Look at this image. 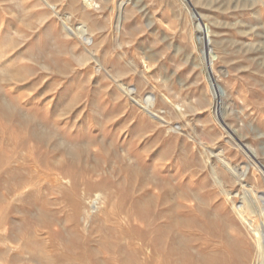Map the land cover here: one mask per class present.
Segmentation results:
<instances>
[{
    "label": "rangeland",
    "instance_id": "374dc122",
    "mask_svg": "<svg viewBox=\"0 0 264 264\" xmlns=\"http://www.w3.org/2000/svg\"><path fill=\"white\" fill-rule=\"evenodd\" d=\"M263 209L264 0H0V264H255Z\"/></svg>",
    "mask_w": 264,
    "mask_h": 264
},
{
    "label": "bare ground",
    "instance_id": "6f19581e",
    "mask_svg": "<svg viewBox=\"0 0 264 264\" xmlns=\"http://www.w3.org/2000/svg\"><path fill=\"white\" fill-rule=\"evenodd\" d=\"M87 42H90V39L87 40ZM132 91V90H131ZM130 93V91H129ZM134 93V90L132 91V94ZM150 102L151 106H152V96H150L148 98V103ZM138 103V102H137ZM147 103V104H148ZM145 111H149L147 108L142 107ZM155 115V114H154ZM223 160H221L222 162ZM225 162V161H223ZM225 164V163H224ZM238 171V170H237ZM237 173V172H235ZM237 175V174H236ZM245 177V176H244ZM243 179V178H242ZM244 185V184H243ZM247 187V186H246ZM245 188V187H244ZM250 193V191H248ZM244 197V196H243ZM250 197V196H249ZM249 206V205H248ZM241 210V209H239ZM246 210V209H244ZM240 217L244 220V222H246V224L249 226L248 228H250L251 232L254 234L255 238L257 239L256 242H258V253H257V259L255 264H264V228L260 227V225H254L252 224V222L250 221L249 218H247L244 213L242 211L239 212ZM262 215H264V209L262 210ZM264 223V222H263Z\"/></svg>",
    "mask_w": 264,
    "mask_h": 264
}]
</instances>
